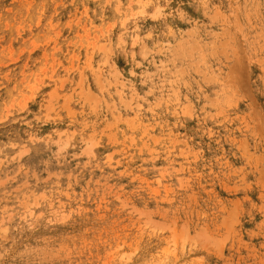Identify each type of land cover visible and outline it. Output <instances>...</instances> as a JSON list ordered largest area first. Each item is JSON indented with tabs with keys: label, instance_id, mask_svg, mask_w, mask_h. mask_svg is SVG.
Instances as JSON below:
<instances>
[{
	"label": "rangeland",
	"instance_id": "1",
	"mask_svg": "<svg viewBox=\"0 0 264 264\" xmlns=\"http://www.w3.org/2000/svg\"><path fill=\"white\" fill-rule=\"evenodd\" d=\"M0 264H264V0H0Z\"/></svg>",
	"mask_w": 264,
	"mask_h": 264
}]
</instances>
